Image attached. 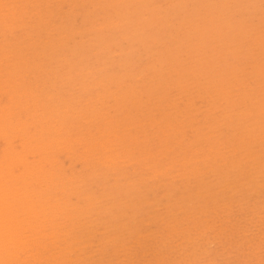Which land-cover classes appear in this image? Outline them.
Returning <instances> with one entry per match:
<instances>
[{
    "label": "rangeland",
    "instance_id": "rangeland-1",
    "mask_svg": "<svg viewBox=\"0 0 264 264\" xmlns=\"http://www.w3.org/2000/svg\"><path fill=\"white\" fill-rule=\"evenodd\" d=\"M28 1L0 0V263L264 264V0Z\"/></svg>",
    "mask_w": 264,
    "mask_h": 264
},
{
    "label": "bare ground",
    "instance_id": "bare-ground-1",
    "mask_svg": "<svg viewBox=\"0 0 264 264\" xmlns=\"http://www.w3.org/2000/svg\"><path fill=\"white\" fill-rule=\"evenodd\" d=\"M3 1H4V0H3ZM29 1H30V0H29ZM29 1H28V2H29ZM168 2H169V1H168ZM25 3H26V2H25ZM17 4H18V3H17ZM217 5H218V4H217ZM10 6H11V5H10ZM21 6H22V5H21ZM24 6H25V5H24ZM22 7H23V6H22ZM4 9H5V7H4ZM13 10H14V9H13ZM39 10H40V9H39ZM0 13H1V12H0ZM56 13H57V12H56ZM5 14H6V13H5ZM155 15H156V14H155ZM0 16H1V15H0ZM3 16H4V15H3ZM11 16H12V15H11ZM8 22H9V21H8ZM258 26H259V25H258ZM7 27H8V26H7ZM143 30H144V29H143ZM78 31H79V30H78ZM254 33H255V32H254ZM75 34H76V33H75ZM62 35H63V34H62ZM260 40H261V39H260ZM212 41H214V40H212ZM11 42H12V41H11ZM263 42H264V41H263ZM214 43H215V42H214ZM220 43H221V42H220ZM215 44H216V43H215ZM221 44H222V43H221ZM223 44H224V43H223ZM216 46H217V44H216ZM19 47H20V46H19ZM213 47H215V46H213ZM26 48H27V47H26ZM188 49H189V48H188ZM191 49H192V48H191ZM178 52H179V51H178ZM9 55H10V54H9ZM31 56H32V55H31ZM33 56H34V55H33ZM2 57H3V56H2ZM26 57H27V56H26ZM19 61H20V60H19ZM167 61H168V60H167ZM44 62H45V61H44ZM9 64H10V63H9ZM120 65H121V63H120ZM198 68H199V67H198ZM0 69H1V68H0ZM16 70H17V69H16ZM66 70H67V69H66ZM11 72H12V71H11ZM27 72H28V70H27ZM49 72H50V71H49ZM70 72H71V71H70ZM7 74H8V73H7ZM24 74H26V73H24ZM68 74H69V73H68ZM12 75H13V74H12ZM10 76H11V75H10ZM29 76H30V75H29ZM82 76H83V75H82ZM11 77H12V76H11ZM51 77H52V76H51ZM19 78H20V77H19ZM4 79H5V78H4ZM6 80H7V79H6ZM12 81H13V80H12ZM52 81H53V80H52ZM99 81H100V80H99ZM6 82H7V81H6ZM15 82H16V80H15ZM85 82H86V81H85ZM4 83H5V82H4ZM22 83H24V82H22ZM104 83H105V82H104ZM35 84H36V83H35ZM54 84H55V83H54ZM87 84H88V83H87ZM24 85H25V84H24ZM260 85H261V84H260ZM260 85H258V86H260ZM34 86H36V85H34ZM42 86H43V85H42ZM209 86H210V85H209ZM256 86H257V85H256ZM0 88H1V87H0ZM35 88H36V87H35ZM223 88H224V87H223ZM6 89H7V88H6ZM6 89H4L3 91H5ZM16 89H17V88H16ZM227 89H228V88H227ZM52 90H53V89H52ZM233 90H234V89H233ZM7 92H8V91H7ZM24 92H25V91H24ZM106 92H107V91H106ZM19 93H20V92H19ZM83 93H84V92H83ZM228 93H229V92H228ZM20 94H21V93H20ZM30 94H32V93H30ZM23 95H24V94H23ZM32 95H33V94H32ZM103 95H104V93H103ZM29 96H30V95H29ZM114 96H115V95H114ZM101 97H102V96H101ZM133 98H134V97H133ZM8 99H9V95H8ZM24 99H25V98H24ZM96 99H97V97H96ZM9 101H10V100H9ZM17 101H18V100H17ZM131 101H132V100H131ZM20 103H21V102H20ZM26 103H27V100H26ZM28 103H29V102H28ZM114 103H115V102H114ZM9 104H10V103H9ZM9 104H8V105H9ZM58 104H59V103H58ZM87 104H88V103H87ZM118 104H119V103H118ZM2 105H3V104H2ZM2 105H1V106H2ZM6 105H7V104H6ZM10 105H11V104H10ZM27 105H28V104H27ZM53 105H54V104H53ZM14 106H15V105H14ZM95 106H96V105H95ZM5 107H6V106H5ZM26 107H27V106H26ZM52 107H53V106H52ZM18 108H19V107H18ZM1 109H2V108H1ZM29 109H31V108H29ZM2 110H3V109H2ZM48 110H49V109H48ZM50 110H51V109H50ZM65 110H66V109H65ZM68 110H69V109H68ZM95 110H96V109H95ZM32 111H33V110H32ZM54 111H55V110H54ZM5 112H6V110H5ZM14 112H15V111H14ZM2 113H3V112H2ZM6 113H7V112H6ZM6 113H5V114H6ZM8 113H10V112H8ZM8 113H7V114H8ZM11 113H12V112H11ZM30 113H31V112H30ZM63 113H64V112H63ZM66 113H67V112H66ZM85 113H86V112H85ZM100 113H101V112H100ZM0 114H1V112H0ZM108 114H109V113H107V115H108ZM117 114H118V113H117ZM8 115H9V114H8ZM40 115H42V114H40ZM120 115H121V114H120ZM108 116H109V115H108ZM110 116H112V115H110ZM110 116H109V117H110ZM26 117H27V116H26ZM26 117H25V118H26ZM45 117H46V116H45ZM76 117H77V116H76ZM125 117H126V116H125ZM54 118H55V117H54ZM77 118H78V117H77ZM52 119H53V118H52ZM103 119H104V118H103ZM119 119H120V118H119ZM3 120H4V119H3ZM3 120H2V121H3ZM15 120H16V119H15ZM35 120H36V119H35ZM39 120H40V119H39ZM45 120H47V119H45ZM53 120H54V119H53ZM80 120H81V119H80ZM30 121H31V120H30ZM54 121H55V120H54ZM101 121H102V120H101ZM101 121H100V122H101ZM28 122H29V121H28ZM123 122H124V121H123ZM20 123H21V122H20ZM23 123H24V122H23ZM37 123H38V122H37ZM46 123H47V122H46ZM110 123H112V122H110ZM160 123H161V122H160ZM17 124H18V123H17ZM33 124H35V123H33ZM57 124H58V123H57ZM79 124H80V123H79ZM46 125H47V124H46ZM63 125H64V124H63ZM81 125H82V124H81ZM2 126H3V125H2ZM18 126H19V125H18ZM25 126H26V125H25ZM52 126H53V125H52ZM55 126H57V125H55ZM168 126H169V125H168ZM9 127H10V125H9ZM16 127H17V126H16ZM23 127H24V126H23ZM59 127H60V126H59ZM128 127H129V126H128ZM14 128H15V127H14ZM19 128H20V127H19ZM24 128H25V127H24ZM35 128H36V127H35ZM57 128H58V127H57ZM57 128H56V129H57ZM60 128H61V127H60ZM60 128H59V129H60ZM21 129H22V128H21ZM25 129H26V128H25ZM33 129H34V128H33ZM38 129H39V128H38ZM59 129H57V130H59ZM80 129H81V128H80ZM96 129L99 130L100 128H96ZM231 129H232V128H231ZM17 130H18V129H17ZM27 130L29 131V129H27ZM31 130H32V129H31ZM52 130H53V129H52ZM54 130H55V129H54ZM23 131H25V130H23ZM48 131H49V130H48ZM62 131H63V130H62ZM29 132H30V131H29ZM31 132H34V130L31 131ZM39 132H40V131H39ZM126 132H128V131H126ZM177 132H178V131H177ZM3 133H4V132H3ZM27 133H28V132H27ZM37 133H38V131H37ZM107 133H108V132H107ZM183 133H184V132H183ZM56 134H57V133H56ZM144 134H145V133H144ZM28 135H29V134H28ZM30 135H31V134H30ZM30 135H29V136H30ZM46 135H47V134H46ZM54 135H55V134H54ZM59 135H60V134H59ZM67 135H69V134H67ZM27 137H28V136H27ZM33 137H34V136H33ZM117 137H118V136H117ZM129 137H130V136H129ZM225 137H226V136H225ZM36 138H38V137H36ZM68 138H69V137H68ZM32 139H33V138H32ZM38 139H39V138H38ZM52 139H53V138H52ZM66 139H67V138H66ZM84 139H85V138H84ZM131 139H132V138H131ZM225 139H226V138H225ZM46 140H47V139H46ZM70 140H72V139H69V141H70ZM74 140H75V139H74ZM78 140H79V139H78ZM98 140H99V139H98ZM146 140H147V139H146ZM207 140H208V139H207ZM21 141H22V140H21ZM21 141H20V142H21ZM28 141H29V139H28ZM30 141H31V140H30ZM55 141H56V140H55ZM55 141H54V142H55ZM62 141H63V138H62ZM72 141H73V140H72ZM75 141H76V140H75ZM23 142H24V141H23ZM52 142H53V141H52ZM60 142H61V141H60ZM63 142H64V141H63ZM65 142H66V141H65ZM164 142H165V141H164ZM167 142H168V141H167ZM10 143H11V142H10ZM18 143H19V142H18ZM28 143H29V142H28ZM40 143H41V142H40ZM78 143H79V142H78ZM78 143H76V144H78ZM119 143H120V142H119ZM35 144H36V143H35ZM35 144H34V146H35ZM63 144H64V143H63ZM164 144H165V143H164ZM204 144H205V143H204ZM56 145H57V144H56ZM70 145H71V141H70ZM78 145H79V144H78ZM102 145H103V144H102ZM105 145H106V143H105ZM149 145H150V144H149ZM6 146H7V145H6ZM11 146H12V145H11ZM11 146H10V147H11ZM27 146H28V145H27ZM31 146H32V145H31ZM37 146H38V145H37ZM62 146H63V145H62ZM71 146H72V145H71ZM45 147H46V146H45ZM47 147H48V146H47ZM72 147H74V146H72ZM93 147H94V146H93ZM101 147H102V146H101ZM30 148H31V147H30ZM53 148H54V147H53ZM56 148H57V147H56ZM70 148H71V147H70ZM137 148H138V147H137ZM187 148H188V147H187ZM14 149H15V148H14ZM19 149H20V148H19ZM28 149H29V148H28ZM57 149H58V148H57ZM77 149H78V148H77ZM94 149H95V148H94ZM96 149H97V148H96ZM161 149H162V148H161ZM11 150L13 151V149H11ZM15 150H18V149H15ZM21 150H22V149H21ZM42 150H43V149H42ZM84 150H85V149H84ZM12 151H11V152H12ZM28 151H29V150H28ZM45 151H46V150H45ZM86 151H87V150H86ZM90 151H91V150H90ZM185 151H186V150H185ZM16 152H17V151H16ZM19 152H22L21 154H23V151H19ZM75 152H76V151H75ZM82 152H84V151L82 150ZM200 152H201V151H200ZM26 153H27V152H26ZM37 153H38V151H37ZM40 153H41V151H40ZM166 153H167V152H166ZM5 154H6V153H5ZM43 154H44V153H43ZM84 154H85V153H84ZM191 154H192V153H191ZM193 154H194V153H193ZM18 155H19V157H17V160L19 159V162H20L21 157H22V156L24 157L25 155L23 154L21 157H20V153H18L17 156H18ZM86 155H87V154H86ZM12 156H13V155H12ZM115 156H116V155H115ZM8 157H9V156H8ZM132 157L134 158V156H132ZM11 158H12V157H11ZM11 158H10V160H11ZM15 158H16V156H15ZM25 158H26V157H25ZM37 158H38V157H37ZM45 158H46V157H45ZM5 159H7V158H5ZM23 159H24V158H23ZM1 160H3V159H1ZM21 160H22V159H21ZM87 160H88V159H87ZM176 160H177V159H176ZM227 160H228V159H227ZM250 160H251V159H250ZM4 161H5V160H4ZM26 161H28V160L26 159ZM30 161H31V160H30ZM37 161H38V160H37ZM164 161H165V160H164ZM215 161H217V160H215ZM8 162H9V160L7 161V164H5V166L8 165ZM11 162H12V160H11ZM15 162H16V161H15ZM114 162H115V161H114ZM9 163H10V162H9ZM88 163H89V162H88ZM155 163H156V162H155ZM160 163H161V162H160ZM198 163H199V162H198ZM237 163H238V162H237ZM1 164H3V163H1ZM1 164H0V166H1ZM10 164H11V163H10ZM18 164H19V163H18ZM20 164H21V163H20ZM50 164H51V163H50ZM108 164H109V163H108ZM114 165H115V164H114ZM153 165H154V163H153ZM5 166H2V167H5ZM32 166H33V164H32ZM38 166H39V165H38ZM130 166H131V164H130ZM226 166H227V165H226ZM242 166H243V165H242ZM7 167H8V166H7ZM7 167H6V168H7ZM30 167H31V165H30ZM104 167H105V166H104ZM9 168H11V167H9ZM198 168H199V167H198ZM220 168H221V167H220ZM23 169H24V168H23ZM202 169H203V168H202ZM6 170H7V169H6ZM34 170H35V169H34ZM60 170H61V169H60ZM133 170H134V169H133ZM168 170H169V169H168ZM189 170H190V169H189ZM208 170H209V169H208ZM208 170H207V171H208ZM27 171H28V170H27ZM38 171H39V170H38ZM7 172H9V170H8ZM10 172H11V170H10ZM18 172L22 173L21 171H18ZM42 172H43V171H42ZM50 172H51V171H50ZM225 172H226V171H225ZM242 172H243V171H242ZM5 173H6V171H5ZM25 173H26V172H25ZM29 173H30V171H29ZM34 173H35V172H34ZM192 173H193V172H192ZM198 173H199V172H198ZM6 174H7V173H6ZM35 174H36V173H35ZM44 174H45V173H44ZM47 174H49V173H47ZM183 174H184V173H183ZM201 174H203V173H201ZM210 174H211V173H210ZM258 174H259V173H258ZM24 175H25V174H24ZM124 175H125V174H124ZM187 175H188V174H187ZM227 175H229V174H227ZM0 176H1V174H0ZM2 176H3V175H2ZM10 176H12V175L10 174ZM52 176H53V175H52ZM21 177H22V175H21ZM50 177H51V176H50ZM50 177H49V178H50ZM56 177H57V176H56ZM58 177H59V176H58ZM194 177H195V176H194ZM16 178H17V177H16ZM44 178H45V177H44ZM222 178H224V177H222ZM9 179H10V178H9ZM158 179H159V178H158ZM179 179H180V178H179ZM24 180H25V179H24ZM171 181H172V180H171ZM0 182H1V181H0ZM3 182H4V181H3ZM13 182H14V181H13ZM13 182H12V183H13ZM71 182H74V183H75V181H71ZM71 182H70V183H71ZM41 183H42V182H41ZM52 183H53V182H52ZM70 183H69V184H70ZM138 183H139V182H138ZM27 184H28V183H27ZM35 184H36V182H35ZM44 184H45V183H44ZM182 184H183V183H182ZM208 184H209V183H208ZM1 185H2V184H1ZM3 185H4V183H3ZM7 185H8V184H7ZM16 185H17V184H16ZM21 185H22V184H21ZM29 185H31V184H29ZM40 185H41V184H40ZM67 185H68V184H67ZM161 185H162V184H161ZM212 185H213V184H212ZM12 186H13V185H12ZM38 186H39V185H38ZM52 186H54V185H52ZM76 186H78V185H76ZM0 187H1V186H0ZM4 187H5V185L3 186V189L1 188L3 191H4ZM25 187H26V186H25ZM40 187H41V186H40ZM42 187H43V186H42ZM6 188H7V186H6ZM14 188H17V187H14ZM51 188H52V187H51ZM79 188H80V187H79ZM26 189H27V188H26ZM74 190H75V189H74ZM132 190H133V189H132ZM204 190H205V189H204ZM23 191H24V190H23ZM8 192H10V191L8 190ZM13 192H14V190H13ZM15 192H16V190H15ZM18 192H19V189H18ZM51 192H52V191H51ZM51 192H50V193H51ZM79 192H80V191H79ZM2 193H3V192H2ZM6 193H7V192H6ZM23 193H24V192H23ZM4 194H5V193H3V195H4ZM8 194H10V193H8ZM8 194H7V197H8ZM27 194H28V193H27ZM30 194H31V193H30ZM81 194H82V193H81ZM164 194H165V193H164ZM203 194L205 195V193H203ZM1 195H2V194H1ZM14 195L16 196V194H14ZM35 195H36V194H35ZM48 195H49V194H48ZM53 195H54V194H53ZM56 195H57V194H56ZM59 195H60V194H59ZM206 195H207V194H206ZM206 195H205V196H206ZM76 196H79V195H76ZM196 196H197V195H196ZM1 197H2V196H1ZM4 197H5V196H4ZM4 197H3V198H4ZM42 197H43V196H42ZM166 197H167V196H166ZM20 199H21V198H20ZM20 199H19V200H20ZM49 199H50V197H49ZM0 200H1V198H0ZM24 200H25V199H24ZM27 200H28V199H26V201H27ZM39 200H40V199H39ZM36 201H38V200H36ZM1 202H2V201H1ZM3 202H4V201H3ZM13 202H15V201H13ZM19 202H20V201H19ZM28 202H29V201H28ZM204 202H205V200H204ZM4 203H5V202H4ZM24 203H25V202H24ZM30 203H31V202H30ZM38 203H39V202H38ZM38 203H36V204H38ZM43 203H44V202H43ZM45 203H46V202H45ZM48 203H49V201H48ZM6 204H7V203H6ZM10 204H11V203H10ZM69 204H70V203H69ZM189 204H190V203H189ZM205 204H206V203H205ZM8 205H9V204H8ZM11 205H12V204H11ZM42 205H43V204H42ZM52 205H53V207H54V206H58L57 204H52ZM234 205H235V204H234ZM237 205H238V204H237ZM3 206L5 207V205H3ZM9 206H10V205H9ZM25 206H26V204H25ZM29 206H31V205H29ZM33 206H34V204H33ZM50 206H51V205H50ZM59 206H60V205H59ZM156 206H157V205H156ZM7 207H8V206H7ZM14 207H15V205H14ZM74 207H75V206H74ZM1 208H2V207H1ZM1 208H0V209H1ZM11 208H12V207H11ZM28 208H29V207H28ZM39 208H40V207H39ZM43 208H44V207H43ZM43 208H42V209H43ZM45 208H46V206H45ZM56 208H57V207H55V209H56ZM154 208H156V207H154ZM2 209H3V208H2ZM29 209L31 210V209H32V206H31V208H29ZM37 209H38V208H37ZM234 209H235V208H234ZM32 210H33V209H32ZM45 210H46V209H45ZM170 210H171V209H170ZM184 210H185V209H184ZM231 210H232V209H231ZM231 210H229V211H231ZM240 210H241V209H240ZM252 210H253V209H252ZM4 211H5V210H4ZM12 211H13V210H12ZM28 211H29V210H27V213H28ZM34 211H35V210H34ZM42 211H43V210H42ZM0 212H1V211H0ZM20 212H21V211H20ZM24 212H25V211H24ZM45 212H46V211H45ZM57 212H58V211H57ZM64 212H65V211H64ZM6 213H7V212H6ZM30 213H31V212H30ZM70 213H71V212H70ZM164 213H165V212H164ZM168 213H169V212H168ZM15 214H16V213H15ZM15 214H14V215H15ZM40 214H41V213H40ZM43 214H44V213H43ZM166 214H167V213H166ZM220 214H221V213H220ZM251 214H252V213H251ZM1 215H2V214H1ZM4 215H5V214H4ZM11 215H12V214H11ZM14 215H13V216H14ZM23 215H24V213H23ZM35 215H36V214H35ZM199 215H200V213H199ZM199 215H197V216L199 217ZM17 216H18V214H17ZM20 216H21V215H20ZM67 216H68V215H67ZM239 216H240V215H239ZM3 217H4V216H3ZM15 217H16V216H15ZM28 217H29V215H28ZM30 217H31V215H30ZM33 217H34V215H33ZM61 217H62V216H61ZM198 217H197V218H198ZM232 217H233V216H232ZM9 218H10V217H9ZM16 218H17V217H16ZM23 218H24V217H23ZM41 218H43V217H41ZM244 218H245V217H244ZM0 219H1V218H0ZM4 219H7V220H8V218H4ZM4 219H3V220H4ZM24 219H25V218H24ZM28 219H29V218H28ZM44 219H46V218L44 217ZM224 219H225V218H224ZM7 220H6V221H7ZM10 220H11V219H10ZM13 220H14V219H13ZM21 220H22V218H21ZM32 220H35V219H32ZM41 220H42V219H41ZM195 220H196V219H195ZM255 220H256V219H255ZM23 221H24V220H23ZM27 221H28V220H27ZM27 221H26V222H27ZM29 221H30V219H29ZM226 221H227V220H226ZM239 221H240V220H239ZM251 221H252V220H251ZM2 222H3V221H2ZM8 222H9V221H8ZM13 222H14V221H13ZM13 222H12V224H11L12 227H13ZM19 222H20V220H19ZM31 222H32V221H31ZM38 222H39V221H38ZM42 222H43V221H42ZM46 222H47V221H46ZM244 222H245V221H244ZM33 223H34V222H33ZM148 223H150V222H148ZM207 223H208V222H207ZM6 224H7V223H6ZM21 224H24V223H21ZM42 224H43V223H42ZM71 224H72V223H71ZM77 224H78V223H77ZM180 224H181V223H180ZM231 224H232V223H231ZM258 224H259V223H258ZM11 225H10V226H11ZM17 225H18V224H17ZM29 225H30V224H29ZM31 225H32V224H31ZM37 225H38V224H37ZM1 226H3V225H0V227H1ZM35 226H36V225H35ZM39 226H41V225H39ZM42 226H43V225H42ZM82 226H83V225H82ZM170 226H171V225H170ZM232 226H233V225H232ZM5 227L7 228V226H5ZM8 227H9V226H8ZM24 227H25V225H24ZM24 227L21 225V228L24 229ZM43 227H44V226H43ZM71 227H72V226H71ZM76 227H77V226H76ZM248 227H249V226H248ZM6 228H5V229H6ZM17 228H18V227H17ZM19 228H20V227H19ZM26 228L28 229V227H25V229H26ZM54 228H55V227H54ZM58 228H59V227H58ZM82 228H83V227H82ZM85 228H86V227H85ZM258 228H259V227H258ZM0 229H1V228H0ZM11 229H12V228H11ZM27 229H26V230H27ZM79 229H80V228H79ZM87 229H88V228H87ZM131 229H132V228H131ZM61 230H62V229H61ZM61 230H60V231H61ZM71 230H72V228H71ZM94 230H95V229H94ZM231 230H232V229H231ZM2 231H3V230H2ZM4 231H5V230H4ZM7 231H8V230H7ZM16 231H17V230H16ZM19 231H20V230H19ZM29 231H30V230H29ZM33 231H35V230H33ZM58 231H59V230H58ZM92 231H93V230H92ZM223 231H224V230H223ZM0 232H1V231H0ZM13 232H14V231H13ZM23 232H24V231H23ZM70 232H71V231H70ZM138 232H139V231H138ZM221 232H222V231H221ZM256 232H257V231H256ZM4 233H5V232H3V234H1V233H0V234H1V235H4ZM141 233H142V232H141ZM7 234H8V233H6V235H7ZM16 234H17V232H16ZM20 234H21V233H20ZM44 234H45V233H44ZM55 234H56V233H55ZM1 235H0V237L3 238V236H1ZM11 235H12V234H11ZM22 235H23V234H22ZM88 235H89V234H88ZM257 235H258V234H257ZM260 235H261V234H260ZM9 236H10V234L8 235V238H10ZM19 236H20V235H19ZM175 236H176V235H175ZM219 236H220V235H219ZM6 237H7V236H6ZM12 237H13V235H12ZM23 237H24V236H23ZM44 237H45V235H44ZM44 237H43V238H44ZM66 237H67V236H66ZM153 237H154V236H153ZM177 237H178V236H177ZM214 237H215V236H214ZM16 238H17V237H16ZM18 238H19V237H18ZM20 238H21V236H20ZM159 238H160V237H159ZM263 238H264V237H263ZM33 239H34V238H33ZM42 240H43V239H42ZM150 240H151V239H150ZM9 241H10V240H9ZM9 241H8V242H9ZM12 241H13V239H12ZM18 241H19V239H18ZM21 241H23V240L20 239L19 242L21 243ZM40 241H41V239L39 240V242H40ZM163 241H164V240H163ZM247 241H248V240H247ZM23 242H24V241H23ZM36 242H37V241H36ZM172 242H173V241H172ZM179 242H180V241H179ZM212 242H213V241H212ZM248 242H249V241H248ZM14 243H15V242H14ZM14 243H13V244H14ZM89 243H90V242H89ZM145 243H146V242H145ZM196 243H197V242H196ZM17 244H19V243H17ZM176 244H177V243H176ZM190 244H191V243H190ZM206 244H207V243H206ZM212 244H213V243H212ZM218 244H220V243H218ZM233 244H234V243H233ZM0 245H1V244H0ZM40 245H42V243H41ZM40 245H39V246H40ZM139 245H140V244H139ZM210 245H211V243H210ZM258 245H259V244H258ZM10 246H12V245L9 244V247H10ZM89 246H90V245H89ZM151 246H152V245H151ZM201 246H202V244H201ZM5 247H6V246H5ZM9 247H8V248H9ZM246 247H247V246H246ZM259 247H260V246H259ZM89 248H90V247H89ZM122 248H123V247H122ZM161 248H162V247H161ZM185 248H186V247H185ZM0 249H2V248H0ZM4 249H6V248H4ZM15 249H16V248H15ZM147 249H148V248H147ZM165 249H166V248H165ZM165 249H164V250H165ZM174 249H177V248H174ZM201 249H202V248H201ZM115 250H116V249H115ZM257 250H258V249H257ZM7 251H8V250H7ZM20 251H21V250H20ZM91 251H92V250H91ZM99 251H100V250H99ZM152 251H153V250H152ZM159 251H160V250H159ZM181 251H183V250H181ZM185 251H186V250H185ZM206 251H207V250H206ZM11 252H13V250H12ZM21 252H22V251H21ZM34 252H35V251H34ZM100 252H101V251H100ZM149 252H150V251H149ZM164 252H165V251H164ZM179 252H180V251H179ZM188 252H189V251H188ZM204 252H205V251H204ZM251 252H253V251H251ZM5 253H6V252H5ZM74 253H75V252H74ZM90 253H91V252H90ZM120 253H121V252H120ZM132 253H133V252H132ZM254 253H255V252H254ZM1 254H2V252H1ZM1 254H0V255H1ZM12 254H13V253H12ZM33 254H34V253H33ZM86 254H87V253H86ZM188 254H189V253H188ZM202 254H203V253H202ZM263 254H264V253H263ZM13 255H14V254H13ZM76 255H77V254H76ZM160 255H161V254H160ZM165 255H166V254H165ZM169 255H170V254H169ZM175 255H177V254H175ZM205 255H207V254H205ZM2 256H3V255H2ZM87 256H88V255H87ZM155 256H156V255H155ZM228 256H230V255H228ZM255 256H256V255H255ZM16 257H17V256H16ZM18 257H19V255H18ZM35 257H36V256H35ZM56 257H57V254H56ZM56 257H55V258H56ZM165 257H166V256H165ZM200 257H201V256H200ZM214 258H215V257H214ZM256 258H258V257H256ZM3 259H4V258H3ZM41 259H42V258H41ZM41 259H40V260H41ZM158 259H159V258H158ZM198 259H199V258H198ZM203 259H204V258H203ZM203 259H202V260H203ZM258 259H259V258H258ZM4 260H5V259H4ZM7 260H8V259H7ZM40 260H39V261H40ZM121 260H122V258H121ZM126 260H127V259H126ZM131 260H132V259H131ZM149 260H150V259H149ZM175 260H176V259H175ZM178 260H179V259H178ZM5 261H6V260H5ZM11 261H12V260H11ZM37 261H38V260H37ZM89 261H90V259H89ZM117 261H118V260H117ZM167 261H168V260H167ZM208 261H209V260H208ZM244 261H245V260H244ZM7 262H8V261H7ZM9 262H10V261H9ZM91 262H92V261H91ZM163 262H164V261H163ZM174 262H176V261H174ZM55 263H56V262H55ZM116 263H117V262H116ZM190 263H191V262H190ZM207 263H208V262H207ZM207 263H206V264H207ZM0 264H1V263H0ZM4 264H5V262H4ZM7 264H8V263H7ZM150 264H151V263H150ZM164 264H165V263H164ZM181 264H182V263H181ZM246 264H247V263H246ZM262 264H263V263H262Z\"/></svg>",
    "mask_w": 264,
    "mask_h": 264
}]
</instances>
